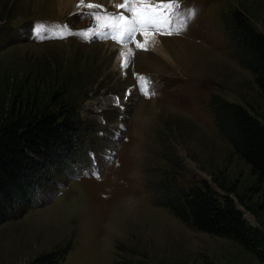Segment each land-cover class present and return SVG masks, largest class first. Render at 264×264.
Segmentation results:
<instances>
[{
	"label": "rangeland",
	"instance_id": "obj_1",
	"mask_svg": "<svg viewBox=\"0 0 264 264\" xmlns=\"http://www.w3.org/2000/svg\"><path fill=\"white\" fill-rule=\"evenodd\" d=\"M180 8L195 12L186 30L157 32L189 45L175 71L154 67L158 54L137 46L119 59L97 47L107 39L134 45L140 33L126 34L123 43L110 31L97 35V21L82 15L86 8L67 12L55 0H0V114L56 94L71 100L90 126L84 153L32 205L0 223V264H29L42 252L64 249L61 264H264L155 199L154 185L164 178L184 187L205 180L264 230V187L252 189L249 165L221 134L209 105L216 93L264 112V97L235 57L223 21L240 8L264 31V0H180ZM90 28L88 37L78 34ZM146 83L155 95L143 94ZM218 181L233 185L251 209Z\"/></svg>",
	"mask_w": 264,
	"mask_h": 264
},
{
	"label": "trees",
	"instance_id": "obj_2",
	"mask_svg": "<svg viewBox=\"0 0 264 264\" xmlns=\"http://www.w3.org/2000/svg\"><path fill=\"white\" fill-rule=\"evenodd\" d=\"M223 21L235 57L252 72L264 97V31L240 8L225 13ZM31 100L26 108L12 106L0 114V223L32 205L36 194L64 172L67 162L85 151L84 135L90 126L71 100L56 94L50 102ZM209 105L219 131L249 165L255 181L252 189L259 191L264 187V112L254 113L216 93ZM217 183L226 192L235 191L240 203L250 208L233 185ZM154 188L156 202L181 220L235 241L264 262V230L250 225L233 197L218 193L205 180L184 187L167 177ZM65 253V249L42 252L29 264H61Z\"/></svg>",
	"mask_w": 264,
	"mask_h": 264
},
{
	"label": "snow or ice",
	"instance_id": "obj_3",
	"mask_svg": "<svg viewBox=\"0 0 264 264\" xmlns=\"http://www.w3.org/2000/svg\"><path fill=\"white\" fill-rule=\"evenodd\" d=\"M77 6L88 9L89 11L82 15H87L97 21L96 27L101 29L97 35L107 37L110 31L111 39L123 43L126 34L134 36L137 32L141 33L145 37V41L143 44L137 41L138 48H145L149 39L154 37L157 32L173 35L186 30L188 19L195 15L194 10H190L186 15L182 13L180 0H166V2L165 0H123L122 3L115 4L117 9H124L130 15L123 12L108 13L103 10V5L92 2L85 3V0H79ZM181 17L183 18L178 19ZM67 27V25L61 26L62 29H67ZM41 28L37 29V33L41 31ZM91 31L90 28L78 34L88 37ZM61 38H63V31ZM121 56H125V53L122 52ZM126 66V64L122 65V67ZM142 91L146 96L156 94L154 88L149 92L147 83L142 87Z\"/></svg>",
	"mask_w": 264,
	"mask_h": 264
},
{
	"label": "bare ground",
	"instance_id": "obj_4",
	"mask_svg": "<svg viewBox=\"0 0 264 264\" xmlns=\"http://www.w3.org/2000/svg\"><path fill=\"white\" fill-rule=\"evenodd\" d=\"M55 2L56 7L59 9V11L67 10L68 12V10H70L73 12L85 8L77 6L79 4V0H55ZM88 2L99 3L104 6V9L119 11L123 12L124 14H128L126 10L117 9L115 7V4L122 3L123 0H85V3ZM137 41L143 44L145 41V37L141 33L138 34L134 45L126 42L123 44H118L107 39L105 42H101V44H99L97 47H104L105 51L110 53V56H112L113 53L118 54L119 59L122 52L126 55L131 51V48L133 49L134 46L136 47ZM188 47V43L169 42L161 38V35L159 33H155L154 37L149 39L148 43L145 45V48L141 49H143V51H147V54H149L150 57L153 56L152 52L158 54L157 56L159 57V59L155 60V62L153 63L154 67H167L168 70L175 69L176 71L179 68L178 66L181 65L178 63V61L182 63L186 58H188ZM147 54L144 55L146 56ZM127 204L130 209H133L135 207V203L132 201H128ZM135 210L136 209H133L132 211L134 212Z\"/></svg>",
	"mask_w": 264,
	"mask_h": 264
},
{
	"label": "water",
	"instance_id": "obj_5",
	"mask_svg": "<svg viewBox=\"0 0 264 264\" xmlns=\"http://www.w3.org/2000/svg\"><path fill=\"white\" fill-rule=\"evenodd\" d=\"M214 189V188H213ZM223 194H227V193H223ZM239 209H240V207H238ZM241 210V209H240ZM244 216V215H243ZM252 226H254V225H252Z\"/></svg>",
	"mask_w": 264,
	"mask_h": 264
}]
</instances>
